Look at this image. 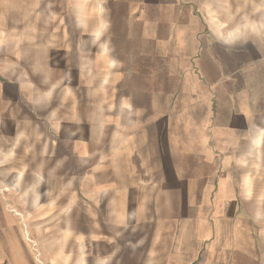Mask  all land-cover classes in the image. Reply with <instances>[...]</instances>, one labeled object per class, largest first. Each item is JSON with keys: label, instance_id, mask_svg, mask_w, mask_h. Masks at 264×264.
<instances>
[{"label": "crops", "instance_id": "1", "mask_svg": "<svg viewBox=\"0 0 264 264\" xmlns=\"http://www.w3.org/2000/svg\"><path fill=\"white\" fill-rule=\"evenodd\" d=\"M208 7L0 1L33 64L0 72V264H30L10 210L26 206L69 220L84 206L90 225L69 221L70 253L54 264H79L84 233L103 264H264V229L237 216L264 207L257 84Z\"/></svg>", "mask_w": 264, "mask_h": 264}, {"label": "rangeland", "instance_id": "2", "mask_svg": "<svg viewBox=\"0 0 264 264\" xmlns=\"http://www.w3.org/2000/svg\"><path fill=\"white\" fill-rule=\"evenodd\" d=\"M1 1V0H0ZM208 7V15L206 20L211 27L212 34L224 38L227 44H230L233 49L241 53V59L248 58L249 66L251 67V79L257 84L254 92V118L255 124L260 129L264 128V0H206ZM21 31L8 30L2 16H0V72L3 70L5 74H26V66L31 68V61H27V52L30 49L23 44L17 45V38H20ZM5 55V56H4ZM19 55V57H17ZM240 59V58H238ZM258 64V65H257ZM34 71V70H32ZM3 73V72H2ZM262 93L257 95L258 91ZM257 96V100H256ZM260 100L258 101V97ZM264 145L258 148V154L262 155ZM264 154V153H263ZM259 164L264 165L262 157L258 156ZM8 189H6L7 191ZM82 205V204H81ZM67 209L66 206H63ZM24 210L21 212L20 209ZM11 207L13 218L17 221V227L14 230L20 231L22 235V243L29 249L30 264H54L56 255L61 252L63 255L70 253L69 238L66 234L71 221L78 230L82 232L86 230L85 226L90 225V221L84 218V206H80V218L69 220L68 214L60 211L59 215L53 219L43 218L37 219L33 213L35 208L26 207ZM26 209V212H25ZM237 216L247 219L244 223V228L249 230L252 221L254 231L260 232L264 229V207H253L250 209H238ZM251 212L253 217H248V212ZM22 213L23 215L21 216ZM248 218L251 220L248 222ZM256 220V221H255ZM257 225H256V223ZM248 226H250L248 228ZM263 228H260V227ZM75 235V233H74ZM94 240L99 242L101 233L94 235ZM74 237V236H73ZM89 234H80L75 236L74 244L78 243L82 250L79 252V264H103L100 257L98 261L89 260L88 251L86 249V240ZM257 246H264L262 240L258 239ZM74 247V246H73ZM21 254V253H20ZM22 256V254H21ZM69 258V257H68Z\"/></svg>", "mask_w": 264, "mask_h": 264}]
</instances>
